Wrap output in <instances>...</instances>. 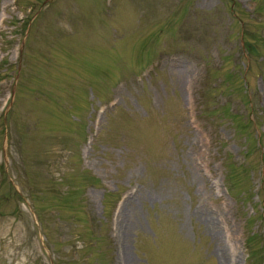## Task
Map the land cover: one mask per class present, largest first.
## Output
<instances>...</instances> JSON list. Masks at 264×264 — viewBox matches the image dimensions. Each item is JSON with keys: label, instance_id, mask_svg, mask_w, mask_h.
<instances>
[{"label": "rangeland", "instance_id": "rangeland-1", "mask_svg": "<svg viewBox=\"0 0 264 264\" xmlns=\"http://www.w3.org/2000/svg\"><path fill=\"white\" fill-rule=\"evenodd\" d=\"M0 264H264V0H0Z\"/></svg>", "mask_w": 264, "mask_h": 264}, {"label": "bare ground", "instance_id": "bare-ground-1", "mask_svg": "<svg viewBox=\"0 0 264 264\" xmlns=\"http://www.w3.org/2000/svg\"><path fill=\"white\" fill-rule=\"evenodd\" d=\"M129 223H130V232H131L132 227H133V217L132 216H129ZM206 223H207V228L209 229V232L211 233L213 237V240L217 242L219 252H221V254H225V248L221 244V241H220L221 237L217 230V225L215 224L214 218L211 216V214H207Z\"/></svg>", "mask_w": 264, "mask_h": 264}]
</instances>
